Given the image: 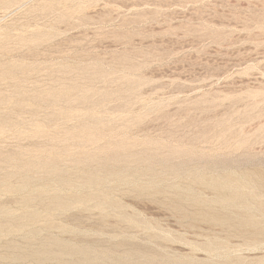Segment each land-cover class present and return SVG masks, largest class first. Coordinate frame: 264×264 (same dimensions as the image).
<instances>
[{
	"label": "rangeland",
	"instance_id": "rangeland-1",
	"mask_svg": "<svg viewBox=\"0 0 264 264\" xmlns=\"http://www.w3.org/2000/svg\"><path fill=\"white\" fill-rule=\"evenodd\" d=\"M0 264H264V0H0Z\"/></svg>",
	"mask_w": 264,
	"mask_h": 264
}]
</instances>
